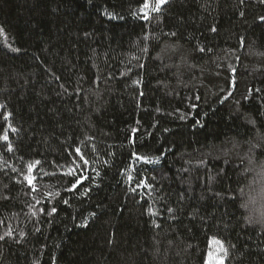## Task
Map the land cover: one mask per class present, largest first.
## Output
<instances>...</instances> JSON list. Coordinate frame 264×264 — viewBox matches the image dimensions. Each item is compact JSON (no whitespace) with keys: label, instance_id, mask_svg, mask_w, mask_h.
<instances>
[{"label":"trees","instance_id":"16d2710c","mask_svg":"<svg viewBox=\"0 0 264 264\" xmlns=\"http://www.w3.org/2000/svg\"><path fill=\"white\" fill-rule=\"evenodd\" d=\"M155 4L0 0V264H264V2Z\"/></svg>","mask_w":264,"mask_h":264},{"label":"snow or ice","instance_id":"6c2138e0","mask_svg":"<svg viewBox=\"0 0 264 264\" xmlns=\"http://www.w3.org/2000/svg\"><path fill=\"white\" fill-rule=\"evenodd\" d=\"M165 2H166V0H156V4H155V7H154L153 10L158 11L159 8H160V6H161L163 3H165ZM262 2H264V0H262ZM147 7H149V5H148V3L146 2V3L144 4V8H147ZM145 18H146V17H145ZM213 31H215V29H213ZM2 33H3V29H0V34H2ZM201 51H203V49H201ZM5 139H6V137H5ZM76 152H77L78 155H80V149H76ZM136 158H137V159H142V158L139 157V156H137ZM80 159L83 160L85 164L88 163V161L84 159V156H83V155H80ZM146 162L151 163L152 161H150V160H146ZM37 163H39V162H37ZM32 167H33L32 165L29 166V171H31ZM70 171H71V170H70ZM26 179H28L29 184L32 183L31 178L26 177ZM77 182H79V181H77ZM141 183H143V182H141ZM145 186H147V185H145ZM73 187H75V185H73ZM52 211L54 212L55 209H53ZM169 212H172V209H169ZM152 214L155 215V213H152ZM0 239H3V237H0ZM215 243H216L217 245H219V249H218V251H219V252H222V253L226 256V255H227V251H226V249H224V247H223V245L220 243V241L217 240V241H215ZM212 255H213L212 253H209V260L206 262V264H213ZM215 264H223L222 259H218V260H216Z\"/></svg>","mask_w":264,"mask_h":264}]
</instances>
